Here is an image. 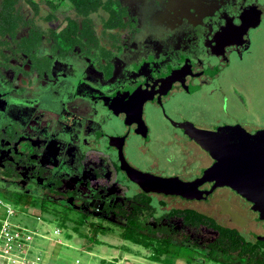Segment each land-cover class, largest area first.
Wrapping results in <instances>:
<instances>
[{
    "label": "flooded vegetation",
    "instance_id": "1",
    "mask_svg": "<svg viewBox=\"0 0 264 264\" xmlns=\"http://www.w3.org/2000/svg\"><path fill=\"white\" fill-rule=\"evenodd\" d=\"M138 1L132 12L128 2H113L120 18L106 49L80 31L83 46L97 51L95 63L73 56L74 43L62 47L41 35L20 51L15 79L0 75V169L21 174L24 195L28 184L64 192L103 218L166 223L183 221L171 208H193L225 224L251 214L258 220L230 186L206 193L212 178L198 185L201 197L145 190L121 167V156L144 172L188 181L215 162L182 124L245 128L231 115L222 76L251 49L264 0ZM136 204L146 206L139 215L129 210Z\"/></svg>",
    "mask_w": 264,
    "mask_h": 264
},
{
    "label": "rangeland",
    "instance_id": "2",
    "mask_svg": "<svg viewBox=\"0 0 264 264\" xmlns=\"http://www.w3.org/2000/svg\"><path fill=\"white\" fill-rule=\"evenodd\" d=\"M8 1L14 16L8 19L0 14V19H8L0 21V30H9L0 33V75L10 80L15 79L20 70V51L29 49L41 35L57 40L62 47L74 43L73 56L83 61L94 59L95 63L97 51L83 46L85 38L79 36L80 31L84 30L87 40L94 36L92 43L100 40L103 45L98 46L108 45L114 39L112 32H116L112 27L120 18V14L113 16L112 13L116 0H97L94 9L85 11L71 0ZM122 1L128 2L126 7L131 12L137 7L136 3L139 4L138 0ZM17 22L19 26L15 29ZM222 80L229 95L228 108L232 117H237L249 131L263 128L264 20L254 34L251 49L241 59L232 61ZM209 103L214 116L221 115L218 96L210 98ZM22 184L18 171L13 170L11 175L5 176L0 169V197L9 202V208L0 203V222L9 215L13 223L24 225L29 228L27 232L33 233L30 239L22 238L20 246L13 245L9 258L0 256V261L8 264H222L207 256L206 247L193 242L204 243L214 238L217 232L211 227L192 226L172 217L165 221L175 230L169 242L152 235L132 234L129 238L125 237L131 233L124 218H103L64 192L58 194L34 184L26 186L24 192L29 195H24L20 190ZM226 223L237 226L247 238H254L264 230L261 221L252 214L243 221ZM1 243L5 245L4 240Z\"/></svg>",
    "mask_w": 264,
    "mask_h": 264
},
{
    "label": "water",
    "instance_id": "3",
    "mask_svg": "<svg viewBox=\"0 0 264 264\" xmlns=\"http://www.w3.org/2000/svg\"><path fill=\"white\" fill-rule=\"evenodd\" d=\"M187 133L215 158V162L194 180L161 176L144 172L130 165L121 156V167L129 177L145 190L201 197L198 185L214 179V187L227 185L251 202L258 218L264 220V128L250 132L239 125H222L216 130L199 128L191 123L182 124ZM264 241V233L255 236Z\"/></svg>",
    "mask_w": 264,
    "mask_h": 264
},
{
    "label": "trees",
    "instance_id": "4",
    "mask_svg": "<svg viewBox=\"0 0 264 264\" xmlns=\"http://www.w3.org/2000/svg\"><path fill=\"white\" fill-rule=\"evenodd\" d=\"M71 1L83 11L94 9L98 5L97 0ZM0 14L3 18L8 17V19L14 16L12 4L8 0L0 2ZM5 20L0 19V21ZM18 26L17 22L14 28L17 29ZM3 32H9V30L3 28L0 33ZM145 208L146 206L136 204L129 210H132V214L139 215ZM168 213L181 215L185 223L193 226L206 225L216 230V236L204 243L193 241L208 249L207 256L211 260L222 264H264V241L258 240L256 237L247 238L237 226L222 223L193 208H171ZM126 225L131 234L125 235V237L129 238L132 234L152 235L169 242L175 235V230L166 223L157 222V225H153L129 218ZM185 239L189 238L185 236Z\"/></svg>",
    "mask_w": 264,
    "mask_h": 264
},
{
    "label": "built area",
    "instance_id": "5",
    "mask_svg": "<svg viewBox=\"0 0 264 264\" xmlns=\"http://www.w3.org/2000/svg\"><path fill=\"white\" fill-rule=\"evenodd\" d=\"M0 203H2L3 205L9 208V202L3 201L1 197H0ZM27 230H29V228L24 225L11 223V220L9 219V215H5L1 219L0 249L3 250V252H0V254L2 255L1 257L9 258L10 257L9 253L11 252L13 245L16 247L20 246L23 242L22 238L30 239L32 237L33 233L27 232ZM1 238H4V243H5L4 246H2ZM0 264H8V262L0 261Z\"/></svg>",
    "mask_w": 264,
    "mask_h": 264
},
{
    "label": "crops",
    "instance_id": "6",
    "mask_svg": "<svg viewBox=\"0 0 264 264\" xmlns=\"http://www.w3.org/2000/svg\"><path fill=\"white\" fill-rule=\"evenodd\" d=\"M54 247V246H53ZM29 264H31V263H29ZM35 264V263H34Z\"/></svg>",
    "mask_w": 264,
    "mask_h": 264
},
{
    "label": "bare ground",
    "instance_id": "7",
    "mask_svg": "<svg viewBox=\"0 0 264 264\" xmlns=\"http://www.w3.org/2000/svg\"><path fill=\"white\" fill-rule=\"evenodd\" d=\"M0 256H2V255L0 254Z\"/></svg>",
    "mask_w": 264,
    "mask_h": 264
}]
</instances>
